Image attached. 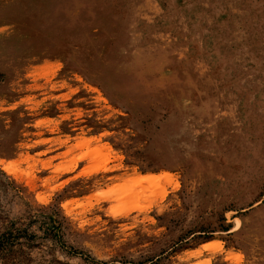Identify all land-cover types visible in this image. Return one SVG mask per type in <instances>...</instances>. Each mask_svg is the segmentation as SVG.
<instances>
[{"label": "rangeland", "instance_id": "1", "mask_svg": "<svg viewBox=\"0 0 264 264\" xmlns=\"http://www.w3.org/2000/svg\"><path fill=\"white\" fill-rule=\"evenodd\" d=\"M0 240L264 264V0H0Z\"/></svg>", "mask_w": 264, "mask_h": 264}, {"label": "trees", "instance_id": "2", "mask_svg": "<svg viewBox=\"0 0 264 264\" xmlns=\"http://www.w3.org/2000/svg\"><path fill=\"white\" fill-rule=\"evenodd\" d=\"M49 220H50V222L52 223V228H53L55 231H59V232H61L60 229H62V227H63L62 222H60V221H58V220H53V219H49ZM54 224H57V228H58L59 230H57V228L54 226ZM13 238H14V237H13ZM4 246H5V245H4L3 242H1V240H0V252L2 251V249H3Z\"/></svg>", "mask_w": 264, "mask_h": 264}, {"label": "bare ground", "instance_id": "3", "mask_svg": "<svg viewBox=\"0 0 264 264\" xmlns=\"http://www.w3.org/2000/svg\"><path fill=\"white\" fill-rule=\"evenodd\" d=\"M146 180V179H145Z\"/></svg>", "mask_w": 264, "mask_h": 264}]
</instances>
